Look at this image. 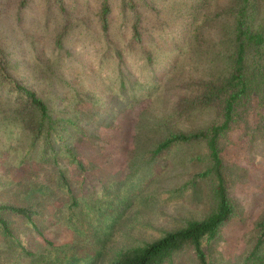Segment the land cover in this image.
<instances>
[{
	"label": "rangeland",
	"instance_id": "374dc122",
	"mask_svg": "<svg viewBox=\"0 0 264 264\" xmlns=\"http://www.w3.org/2000/svg\"><path fill=\"white\" fill-rule=\"evenodd\" d=\"M104 2L106 34L99 21ZM239 7L238 0H62L61 6L0 0L8 75L35 92L54 120L71 119L77 127L68 124L62 142L53 143L56 163L42 138L31 149L16 112L18 96L0 77V205L32 206L41 232L0 212L13 237L0 227V264H108L215 210L205 144L154 152L170 133L216 120L211 110L178 118L177 106L197 95V82L220 73L225 60L217 54L229 47ZM250 7L254 27L264 32V0H250ZM250 108L219 143L234 211L219 238L204 244L208 264H250L264 220V135ZM58 172L71 194L56 186ZM73 198L75 208L69 207ZM166 264L197 261L185 248Z\"/></svg>",
	"mask_w": 264,
	"mask_h": 264
},
{
	"label": "trees",
	"instance_id": "16d2710c",
	"mask_svg": "<svg viewBox=\"0 0 264 264\" xmlns=\"http://www.w3.org/2000/svg\"><path fill=\"white\" fill-rule=\"evenodd\" d=\"M238 1L240 7L230 29L229 47L225 53L217 54L225 60L223 68L219 70L220 73L211 74L207 80L197 82L194 85L197 95L177 106L178 118L194 111L211 110L216 120L206 127L190 132L170 133L158 141L154 152L157 155L173 145L205 144L211 162V167L205 175L210 176L214 182L215 210L204 219L191 221L182 228L165 232L161 237L143 246L118 253L108 264H166L185 248L192 250L197 264H208L204 244L216 241L223 224L233 215V205L227 195L221 171L219 143L228 141L229 135L241 121L242 112L250 108L253 99L257 101L256 109H250L258 117L264 135V32L254 27V7H250V0ZM57 3L61 6L62 0H57ZM109 14L110 8L104 2L99 12L100 26L104 34L108 31ZM199 30L195 31L196 41L201 35ZM133 38L140 40L137 21L133 24ZM6 62V56L0 49V77L12 84L18 96L16 112L19 121L31 134V149L42 138L45 153L51 151V160L56 163L53 143L57 140L62 142V132L68 124L77 128L76 124L71 119L54 120L49 115L46 103L35 92L22 87L8 75ZM74 163L79 170L84 169V165L77 159H74ZM55 184L58 187L63 186L71 194L69 183L62 172H58ZM77 204V200L73 198L69 207L75 208ZM3 211L24 219L31 228L37 229L35 218L39 217V213L37 214L32 206L0 205V212ZM72 217H76L74 213ZM258 225L259 235L246 259L250 264H264V253L261 254L264 245V220ZM0 227L6 237L13 238L8 222L1 217ZM35 231L41 235L39 230Z\"/></svg>",
	"mask_w": 264,
	"mask_h": 264
}]
</instances>
